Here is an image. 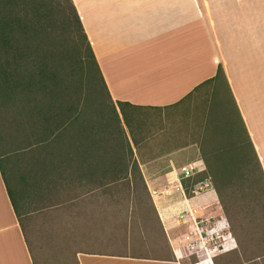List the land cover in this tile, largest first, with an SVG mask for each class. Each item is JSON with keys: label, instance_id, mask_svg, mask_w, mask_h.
Returning <instances> with one entry per match:
<instances>
[{"label": "crops", "instance_id": "1", "mask_svg": "<svg viewBox=\"0 0 264 264\" xmlns=\"http://www.w3.org/2000/svg\"><path fill=\"white\" fill-rule=\"evenodd\" d=\"M71 2L115 106L119 101L165 110V115H185L188 108L197 115L193 107L199 106V96L204 100L210 92L202 83L219 67L264 174V0ZM162 131L159 126L154 134L167 135L159 146L133 135L134 146L127 137L149 192L123 217L125 232L109 231L107 196L78 189L71 178L68 186L52 189L22 182L23 201L37 200V208H24L19 217L0 173V264H37L27 232H41L36 222L44 224L47 218L52 223L68 219L61 228L67 264H177L182 258L174 249L182 233L175 236L174 228L184 231L185 225L176 223L175 214L186 203L170 186L179 165L200 158L195 139H182L178 130ZM43 199L53 202L43 205ZM204 199L207 195H198L189 207ZM133 227L140 236L135 254L130 251ZM79 232L85 233L82 242Z\"/></svg>", "mask_w": 264, "mask_h": 264}, {"label": "trees", "instance_id": "2", "mask_svg": "<svg viewBox=\"0 0 264 264\" xmlns=\"http://www.w3.org/2000/svg\"><path fill=\"white\" fill-rule=\"evenodd\" d=\"M202 84L210 92L196 123L201 177L210 178L233 233L241 211L248 223L258 220L263 226L264 174L221 69ZM218 86L224 87L225 99H217ZM116 107L71 0H0V124L7 131H0V144L8 139L0 146V173L5 183L4 174L11 175L6 164L21 165L28 156L27 168L15 172L18 185L11 175L14 191L6 183L17 216L19 183L52 189L68 186L71 178L78 189L107 196L109 231L125 232L123 217L148 193L123 128L136 146L127 111L140 107L119 101Z\"/></svg>", "mask_w": 264, "mask_h": 264}, {"label": "rangeland", "instance_id": "3", "mask_svg": "<svg viewBox=\"0 0 264 264\" xmlns=\"http://www.w3.org/2000/svg\"><path fill=\"white\" fill-rule=\"evenodd\" d=\"M217 99H225L226 98V92L224 90L223 86H218L217 88ZM204 96L200 95L198 98L197 103H199V106L196 107L194 110L202 111V102ZM116 107V106H115ZM107 109V108H106ZM186 108L183 112L185 115H165V110L161 109H135V110H128L127 115L130 118V131L132 135H135L137 138H143L144 140L150 141V143H153V145L159 146L160 144L158 142L164 141L167 139V135L164 137H156L154 134L156 133V128L161 126L164 128V131L162 133H165V129H173L178 130L179 134L178 136L181 137L184 140L186 139H192L197 141V147H198V155L200 157V148L198 144V139L196 137V123H197V116L198 115H190L188 110ZM108 110V109H107ZM187 110V111H186ZM123 125V124H122ZM125 134L127 137H129V133L125 125H123ZM0 131L7 132L4 128L1 127L0 124ZM154 135V136H153ZM8 139L6 138L5 144ZM4 143L2 142L0 146H3ZM255 151V150H254ZM256 153V152H255ZM257 156V154H256ZM27 157V158H26ZM22 159L21 165L18 163L15 165V163L9 162V164H6V168L11 172V175H13L14 180L17 183V178L15 177L16 170L22 169L24 171L27 168V159L28 156H26ZM259 161V158H257ZM260 164V162H259ZM261 165V164H260ZM261 167V166H260ZM262 170V169H261ZM5 179L10 187L11 191H14V185H13V179L9 173H5ZM203 174L199 173L195 175L191 180H183L182 183L188 186L191 181H194L198 178H200ZM19 187L22 190V185L19 183ZM167 188V187H164ZM213 189V188H212ZM148 191V189H147ZM149 192V191H148ZM215 199L214 200H206L201 201L199 207L200 213L202 214H214V217L218 218L220 216L225 222L226 226L228 227L227 230L233 239L234 245L232 249L227 251H221L217 253L212 258L213 264H264V225L261 226L260 221H256V225H252V223H248V216L244 211H241L236 216V222L234 223V233L231 231L230 223L228 219L225 217L224 213L222 212L220 205L218 203L215 191L213 189ZM172 193V192H171ZM194 196V195H193ZM191 193L188 190H184V195H181L180 197L185 198H192L193 197ZM49 203L51 201H47L45 199L42 200V204ZM26 209H32L37 208V200L32 201L30 200H24L21 197L19 200V212H22V210ZM68 212L67 209H63V213ZM235 217V216H234ZM68 218V217H67ZM51 218H47L48 220L46 223L42 224L40 221V225L38 224L39 220L36 222L37 228L39 226L43 228L41 232L38 231H29L27 232V236L31 243L34 244V248L32 249V252L34 254L35 262L37 264H67L63 260L67 259L66 256L61 255L65 254L66 250L63 248L62 243H65V232L61 230V228L64 226L65 223H68V219L64 220L63 223H60L59 221L63 218H56L54 219V223L51 222ZM241 223L242 226H239ZM244 224H247L244 226ZM55 229V230H54ZM174 235H178L182 233V229L175 226L174 228ZM61 230V231H60ZM56 232V233H55ZM116 232V231H115ZM224 231L223 233H225ZM131 235V246L132 250H130L133 254L134 252L139 249L140 244V236L139 232L137 231V228L133 227ZM85 233H78L79 240L82 242L84 238L80 239V235H84ZM56 247L53 248V245ZM42 247L41 249H38L37 246ZM59 244V245H58ZM54 258H57L56 260ZM195 260L194 256H183L182 259L179 260L177 264H192ZM68 262V261H67Z\"/></svg>", "mask_w": 264, "mask_h": 264}, {"label": "built area", "instance_id": "4", "mask_svg": "<svg viewBox=\"0 0 264 264\" xmlns=\"http://www.w3.org/2000/svg\"><path fill=\"white\" fill-rule=\"evenodd\" d=\"M203 169L204 165L200 159L179 165L175 183L170 186L172 191L180 196L184 195V190H188L192 196L209 190L213 191L208 176L191 181L188 186L182 183L183 180H191ZM200 208L204 207H184L180 208L175 214L176 223L185 225V230L175 245V255L177 258L193 255L195 260L192 264H203L208 254L212 261L217 253L223 251L226 247L230 248L231 243L234 245L233 239L227 230L226 222L220 216L216 218L214 214L205 215L200 213ZM224 231L226 232L223 233Z\"/></svg>", "mask_w": 264, "mask_h": 264}, {"label": "bare ground", "instance_id": "5", "mask_svg": "<svg viewBox=\"0 0 264 264\" xmlns=\"http://www.w3.org/2000/svg\"><path fill=\"white\" fill-rule=\"evenodd\" d=\"M203 195H207V197H208V199H204V200H202V201H205V200H214L215 199V196H214V192L212 191V190H209V191H206L205 193H202ZM202 194H197V195H195L194 197H192V198H185L184 199V201H185V203H186V208L187 207H189L190 205V202L191 203H194L193 202V199L195 198V197H197L198 195H202ZM200 200L201 199H198V201H196L197 203L198 202H200ZM232 247H233V244L231 243V246H230V248L229 247H226L223 251H227V250H230V249H232ZM203 264H213L212 263V261H211V257H210V255L208 254L206 257H205V261H204V263Z\"/></svg>", "mask_w": 264, "mask_h": 264}]
</instances>
